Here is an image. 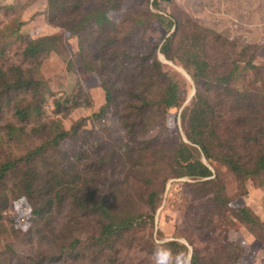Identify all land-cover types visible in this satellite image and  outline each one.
Returning a JSON list of instances; mask_svg holds the SVG:
<instances>
[{
  "label": "rangeland",
  "instance_id": "rangeland-1",
  "mask_svg": "<svg viewBox=\"0 0 264 264\" xmlns=\"http://www.w3.org/2000/svg\"><path fill=\"white\" fill-rule=\"evenodd\" d=\"M77 1L0 0V69L19 67L30 74L27 77L41 82V97L15 95L0 113V159L2 142L21 155L69 132L73 138L53 147L42 161L60 163L68 173L75 161V170L79 168L90 179L91 172L83 169L87 160L73 157L76 148L87 149L90 160L100 164L107 155H114L110 164L119 165L118 169L104 175L106 188L100 194L109 195L111 214L90 212L84 216L73 199H68L62 208L53 207L44 218L34 219L27 202L15 201L0 222V264H191L196 251L202 264H264V171L243 177L221 159L199 154L200 147L186 136L185 117L203 86L192 80L179 60L170 61L160 53L178 21L190 30L188 22L216 32L221 24L212 27L196 17L201 0H118V10L108 12L113 23L104 29L93 22L87 24L81 40L58 26L64 20L55 17L61 4L70 8L65 14L74 11ZM79 2L83 7L77 21L93 8H110L104 0ZM42 37H55L59 47L35 58L25 56L28 42ZM184 37L181 30L175 48ZM224 37L230 40V36ZM232 42L245 47L241 37ZM257 46L264 49V44ZM208 51L220 64H231V60L225 63L221 59L220 51ZM82 56L103 68L99 73L117 89L111 107L105 108L98 73L84 65ZM155 61L162 64L163 74L168 73L166 79L160 80L148 70ZM257 63L264 65L261 59ZM122 69L138 78L132 87L123 83ZM255 76V71L243 72L237 86L255 87ZM171 80L178 85L182 107L167 113L160 103ZM131 91L145 93L151 103L142 123L131 117L133 110L128 105H142ZM26 105L31 114L22 122L13 112L16 106ZM134 123L139 125L136 130ZM229 129L233 126L225 118L226 137ZM10 134L11 142L6 141ZM181 143L192 148L211 169V176H176ZM79 183L85 187L83 180ZM124 219L129 224L123 237L104 233L105 224ZM171 243L178 246L172 248Z\"/></svg>",
  "mask_w": 264,
  "mask_h": 264
},
{
  "label": "trees",
  "instance_id": "trees-1",
  "mask_svg": "<svg viewBox=\"0 0 264 264\" xmlns=\"http://www.w3.org/2000/svg\"><path fill=\"white\" fill-rule=\"evenodd\" d=\"M79 1L74 4V11L62 14L70 8L61 4L59 12H55L57 19L64 20L63 24L57 25L68 28L70 34L77 39L81 37L83 28L89 23H96L102 29L113 23L108 12L116 11L119 8L118 0H104L110 6L108 10L102 7L93 8L77 21L76 15L83 7V2ZM188 23L192 26V30L184 27L180 21L176 22L175 32L160 49V53L168 60H179L192 80L203 86L202 90H197L191 108L187 109L185 118L188 132L186 136L193 144L200 147L199 154H203L206 158L221 159L232 171L243 177L256 175L264 171V65L261 66L257 63L260 59L264 62V49L257 45L239 47L232 42L233 40L230 41L231 39L225 38L214 30L199 28L197 24ZM181 30L185 37L175 48V41ZM211 37L213 39L210 44H206ZM58 47L55 37H42L30 40L24 54L28 58H35ZM207 48L220 51L221 59H224L225 63L231 60V64H227L228 66L220 64L219 58L210 55ZM230 52L232 56H237V60H232ZM81 59L91 72L98 73L97 77L107 102L105 108L111 107L113 103H116L118 96L114 84L112 81L106 80L105 74L99 73V70L103 68H99L94 60L87 61L84 56ZM122 70L120 75L123 78V83L132 87L138 78L134 75L128 76L129 70ZM148 70L160 80L168 77V73L163 74V66L159 61L151 64ZM251 71L256 72L255 87L239 88L237 86L238 76L243 72ZM26 74L29 73L19 67H11L8 70L0 69V113L4 107H8L13 102V98L21 93L30 94L33 98L41 97V82L27 77ZM260 83L261 86H257ZM130 95L132 98L142 101L141 106L128 105V108L133 110L131 113L133 120L142 123L147 117L151 103L145 97V93L131 91ZM163 97L160 106L167 113L182 107L178 85L172 80L168 82ZM40 99L42 100V98ZM13 113L22 122L27 121L31 114L28 105L24 108L16 106ZM225 118L230 120L233 126V129H229L230 136L228 137L224 130ZM138 126L134 123L132 128L136 130ZM7 128L13 129L10 125ZM77 131L78 129L74 134ZM68 137L73 138V135L63 131L55 138L44 141L38 147L21 155H15L14 149L2 142L4 155L0 159V222L2 214L9 205L20 199L27 202L26 204L31 208L30 216L34 219L44 218L53 207L62 208V204L68 199H73L75 204L84 211V216L90 212L111 214L112 205L107 200L109 195L100 194L105 192L101 188H106L103 181L106 180L104 175L115 173V170L118 169L119 165L110 164L114 160V155H107L105 159H101L104 164H100L95 159L90 160L87 149L78 146L73 157L77 161L87 160V166L83 169L86 172H91L90 179L80 173L79 168L75 170V161L71 166L73 170L71 173H68L60 163H56L58 166L55 163H47L46 158L42 161L45 154L47 157L48 151L53 147H58ZM6 141H13L12 134L6 136ZM176 157L179 166L176 176L203 179L212 175L211 169L202 162L200 157L194 155L192 148L188 145L181 143ZM80 180H83L85 187L80 185ZM91 181L95 185H90ZM244 213L249 220H252L246 209H244ZM53 221L50 220L49 223L53 224ZM128 224L127 219L105 224L104 233L121 238L125 235ZM175 246L178 244L171 243L172 248ZM59 259L60 257H58V261ZM202 263L199 252H194L191 264Z\"/></svg>",
  "mask_w": 264,
  "mask_h": 264
},
{
  "label": "crops",
  "instance_id": "crops-1",
  "mask_svg": "<svg viewBox=\"0 0 264 264\" xmlns=\"http://www.w3.org/2000/svg\"><path fill=\"white\" fill-rule=\"evenodd\" d=\"M200 20L218 32L235 40L241 37L243 46L264 44V0H201Z\"/></svg>",
  "mask_w": 264,
  "mask_h": 264
}]
</instances>
